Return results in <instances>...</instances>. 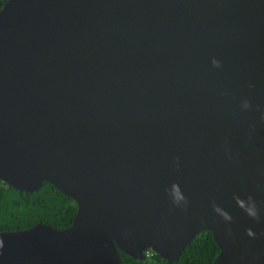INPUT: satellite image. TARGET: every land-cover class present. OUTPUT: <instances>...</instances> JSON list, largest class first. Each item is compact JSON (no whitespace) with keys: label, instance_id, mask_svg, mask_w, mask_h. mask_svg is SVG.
<instances>
[{"label":"water","instance_id":"water-1","mask_svg":"<svg viewBox=\"0 0 264 264\" xmlns=\"http://www.w3.org/2000/svg\"><path fill=\"white\" fill-rule=\"evenodd\" d=\"M262 114L264 0L5 1L0 185L75 212L0 232V264H172L203 231L211 264H264Z\"/></svg>","mask_w":264,"mask_h":264},{"label":"trees","instance_id":"trees-1","mask_svg":"<svg viewBox=\"0 0 264 264\" xmlns=\"http://www.w3.org/2000/svg\"><path fill=\"white\" fill-rule=\"evenodd\" d=\"M7 0H0V6ZM75 212L74 203L43 182L34 192H19L0 185V232L25 230L36 223L55 229L69 226ZM209 232L203 231L182 249L172 264H211L217 255ZM121 264H166L154 254L136 261L118 253Z\"/></svg>","mask_w":264,"mask_h":264},{"label":"clouds","instance_id":"clouds-1","mask_svg":"<svg viewBox=\"0 0 264 264\" xmlns=\"http://www.w3.org/2000/svg\"><path fill=\"white\" fill-rule=\"evenodd\" d=\"M212 65L214 67L219 68L220 62L213 59ZM242 107L244 109L249 108V103L247 101H244L242 104ZM261 120L264 121V114L261 115ZM169 196L171 197V203L175 207H183L187 204V200L185 196L182 194V191L178 184H172L169 190ZM236 205L245 212V214L253 219V220H259L258 210L255 204V201L251 196L247 197V201L240 199L239 197H234ZM213 210L215 213H217L220 217L223 218L224 221H231V216L226 213L225 211L221 210L220 207L213 204ZM230 232V230H229ZM246 234L248 237H253L254 233L249 229L246 231ZM3 241L0 240V247H2ZM152 254V253H151Z\"/></svg>","mask_w":264,"mask_h":264},{"label":"built area","instance_id":"built-area-1","mask_svg":"<svg viewBox=\"0 0 264 264\" xmlns=\"http://www.w3.org/2000/svg\"><path fill=\"white\" fill-rule=\"evenodd\" d=\"M148 253H149V252H146V253H145L146 257H147V254H148Z\"/></svg>","mask_w":264,"mask_h":264},{"label":"flooded vegetation","instance_id":"flooded-vegetation-1","mask_svg":"<svg viewBox=\"0 0 264 264\" xmlns=\"http://www.w3.org/2000/svg\"><path fill=\"white\" fill-rule=\"evenodd\" d=\"M151 254V253H150Z\"/></svg>","mask_w":264,"mask_h":264}]
</instances>
